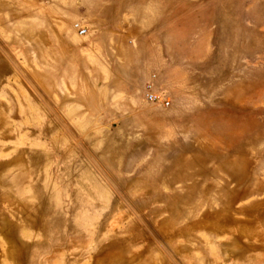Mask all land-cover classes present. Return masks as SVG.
<instances>
[{
  "label": "rangeland",
  "instance_id": "rangeland-1",
  "mask_svg": "<svg viewBox=\"0 0 264 264\" xmlns=\"http://www.w3.org/2000/svg\"><path fill=\"white\" fill-rule=\"evenodd\" d=\"M0 264H264V0H0Z\"/></svg>",
  "mask_w": 264,
  "mask_h": 264
},
{
  "label": "bare ground",
  "instance_id": "bare-ground-1",
  "mask_svg": "<svg viewBox=\"0 0 264 264\" xmlns=\"http://www.w3.org/2000/svg\"><path fill=\"white\" fill-rule=\"evenodd\" d=\"M220 116L218 117H214L212 119L209 118V120L205 119L203 116L199 117L197 119V123H203V124H208V122H210L212 125L218 126L217 128V132L222 133L223 135H225L227 138L232 139L234 138V134H236L237 132L235 131V128L237 127L235 123L233 122H226L223 123L222 120V114L219 113ZM247 127H249L248 124H246ZM205 134H209V132H206Z\"/></svg>",
  "mask_w": 264,
  "mask_h": 264
},
{
  "label": "built area",
  "instance_id": "built-area-1",
  "mask_svg": "<svg viewBox=\"0 0 264 264\" xmlns=\"http://www.w3.org/2000/svg\"><path fill=\"white\" fill-rule=\"evenodd\" d=\"M78 29V31L80 32V34H84L85 33V29L81 28V26L79 24L75 25ZM153 82H149L146 86L145 89V98L148 102L151 103H157L163 106H168L170 105V100L169 98H167V96L165 94H162L161 92H157L154 90L153 88Z\"/></svg>",
  "mask_w": 264,
  "mask_h": 264
}]
</instances>
